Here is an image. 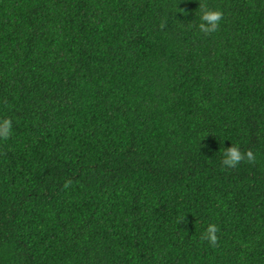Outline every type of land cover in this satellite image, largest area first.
<instances>
[{"label":"trees","instance_id":"obj_1","mask_svg":"<svg viewBox=\"0 0 264 264\" xmlns=\"http://www.w3.org/2000/svg\"><path fill=\"white\" fill-rule=\"evenodd\" d=\"M5 118L0 264H264V0H0Z\"/></svg>","mask_w":264,"mask_h":264},{"label":"clouds","instance_id":"obj_2","mask_svg":"<svg viewBox=\"0 0 264 264\" xmlns=\"http://www.w3.org/2000/svg\"><path fill=\"white\" fill-rule=\"evenodd\" d=\"M200 20L199 30L206 34L211 35L218 31L220 22L223 18V12L215 9H210L206 4L200 3L199 7ZM165 25L162 23L161 28ZM12 131V121L9 118L0 120V139H8ZM256 157L251 149L246 153L241 152L238 146L233 145L228 148H223L222 164L228 168L237 167L242 161L247 163H255ZM71 181L65 183L64 187L68 188ZM220 231L215 223H210L203 232L200 239L202 242H208L212 247H217L219 238L217 233Z\"/></svg>","mask_w":264,"mask_h":264}]
</instances>
